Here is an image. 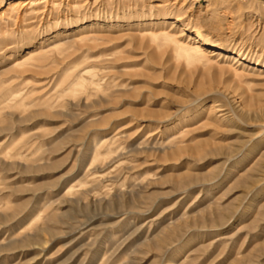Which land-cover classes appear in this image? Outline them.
<instances>
[{
    "label": "rangeland",
    "instance_id": "374dc122",
    "mask_svg": "<svg viewBox=\"0 0 264 264\" xmlns=\"http://www.w3.org/2000/svg\"><path fill=\"white\" fill-rule=\"evenodd\" d=\"M33 1L0 16V264H264V0Z\"/></svg>",
    "mask_w": 264,
    "mask_h": 264
},
{
    "label": "bare ground",
    "instance_id": "6f19581e",
    "mask_svg": "<svg viewBox=\"0 0 264 264\" xmlns=\"http://www.w3.org/2000/svg\"><path fill=\"white\" fill-rule=\"evenodd\" d=\"M30 2L33 3L34 1L33 0H31V1H27V0H13V1H10V2H8L7 8L0 13V16H5L7 9H13V10L16 9V10H18L17 9L18 7H21V5H26V4L30 3ZM84 38L85 37H83V39ZM173 39L175 40L176 43H178L180 49L188 52V55H189L190 59H192V60L193 59H201V58H203L204 57V51H203L204 47L212 44V42L207 37H205L203 34H201L199 32L196 33V41L200 43V44H197V45H188L184 41H181V40H179L178 38H175V37ZM57 44L60 45V42L57 43ZM71 48H73V47H71ZM104 141H106V140H104ZM208 177H204V178H208ZM185 183H184V181H179L178 182V185L181 187ZM82 196L83 195L79 196L77 200L78 201L81 200L82 199ZM136 197H137V195L134 193L132 195V198L129 199V200H127V199H125L124 196L119 195V197L116 200H114L113 202L118 201L119 206H122V207L123 206L124 207L129 206V207L135 208L136 207V204L138 202V199ZM209 210L211 212L213 211V213L215 211L214 207H211V206H210V209ZM221 212H219V215L215 216L212 219L206 218L205 220L202 219L203 221H201L199 218H197L194 222L196 224L201 225L202 227H208V226L209 227H212V226L219 225L220 223L222 224V222H224V220H225V215H224L223 212L222 213ZM190 224L191 223L188 220H184L183 222L180 220L178 224H175L172 227L171 226L170 227H167V228H165V230H167V229L168 230H173V232L175 233V232H178L180 230H183L184 228H187ZM162 236H163V234H162ZM32 240H34V239H32Z\"/></svg>",
    "mask_w": 264,
    "mask_h": 264
}]
</instances>
